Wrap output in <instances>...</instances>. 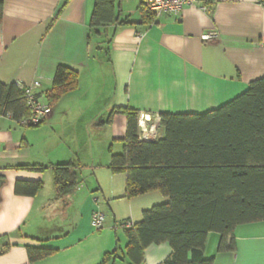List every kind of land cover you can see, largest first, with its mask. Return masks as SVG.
<instances>
[{"label": "crops", "instance_id": "crops-1", "mask_svg": "<svg viewBox=\"0 0 264 264\" xmlns=\"http://www.w3.org/2000/svg\"><path fill=\"white\" fill-rule=\"evenodd\" d=\"M3 1L0 82L21 89L39 82L52 114L34 128L0 116V247L10 244L0 264H132L122 225L141 223L144 212L169 198L160 190L125 197L127 174L112 169V157L124 150L127 117L116 113L107 122L111 113L138 112L139 136L145 120L155 125L157 138L147 141L154 142L165 138L162 114L201 115L244 94L264 77V4L201 0L179 16L144 24L142 0H114L116 23L103 29L105 41L88 44L95 0ZM59 66L78 74V87L51 105ZM65 164L73 165L79 186L57 199L54 169ZM18 182L42 188L20 196ZM96 210L106 217L101 230L91 226ZM235 241V250L219 252L221 236L211 233L205 258L264 264V222L238 227ZM28 249L53 255L31 263ZM114 252L118 257L106 260ZM172 253L167 243L151 245L142 264H164Z\"/></svg>", "mask_w": 264, "mask_h": 264}, {"label": "trees", "instance_id": "trees-1", "mask_svg": "<svg viewBox=\"0 0 264 264\" xmlns=\"http://www.w3.org/2000/svg\"><path fill=\"white\" fill-rule=\"evenodd\" d=\"M3 10L0 0V25ZM140 13L144 24L152 23L156 16L144 0ZM114 23L115 1L95 0L88 44L92 38L103 40V29ZM77 87L78 74L59 66L48 94L50 104ZM116 113L127 117L124 150L112 157V169L127 174L125 197L160 190L169 198L144 212L142 222L126 231L127 257L132 264L143 263L147 247L163 243L173 250L164 264H214L213 259L205 258L211 233L221 236L219 252L233 251L238 227L264 222V77L214 111L162 114L165 138L160 141L140 139V115L134 110H114L107 122ZM0 116H10L17 123L29 116L23 89L0 82ZM54 182L57 199L72 194L79 186L73 165L55 166ZM41 188V183L18 182L15 193L34 197ZM9 249V243L2 245L0 256ZM28 255L35 263L53 252L28 249ZM110 257H118L117 252L106 260Z\"/></svg>", "mask_w": 264, "mask_h": 264}, {"label": "built area", "instance_id": "built-area-1", "mask_svg": "<svg viewBox=\"0 0 264 264\" xmlns=\"http://www.w3.org/2000/svg\"><path fill=\"white\" fill-rule=\"evenodd\" d=\"M201 0H148L147 7L157 16L161 15H174L179 16L185 7L187 6H198ZM204 41L211 39L210 35L202 37ZM26 107L29 110V116L21 120L18 124L26 128H34L45 123L50 115L52 109L45 104L40 97V83L35 82L34 84L23 88ZM159 120V118H158ZM146 121H140V139L142 141H151L157 138V132L155 131V125L150 128L146 126ZM106 221L105 215L96 210L91 217V226L95 230H101ZM123 228L129 230L133 228L132 221H126L122 225Z\"/></svg>", "mask_w": 264, "mask_h": 264}]
</instances>
